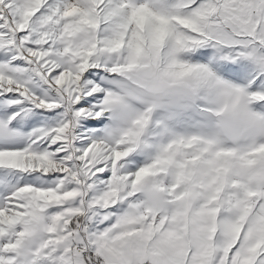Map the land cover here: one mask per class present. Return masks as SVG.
<instances>
[{"label": "snow or ice", "instance_id": "obj_1", "mask_svg": "<svg viewBox=\"0 0 264 264\" xmlns=\"http://www.w3.org/2000/svg\"><path fill=\"white\" fill-rule=\"evenodd\" d=\"M0 264H264V0H0Z\"/></svg>", "mask_w": 264, "mask_h": 264}]
</instances>
